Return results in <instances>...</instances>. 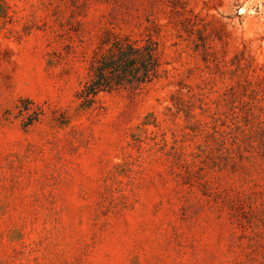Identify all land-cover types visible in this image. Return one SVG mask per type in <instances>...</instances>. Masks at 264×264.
Instances as JSON below:
<instances>
[{
    "label": "rangeland",
    "instance_id": "rangeland-1",
    "mask_svg": "<svg viewBox=\"0 0 264 264\" xmlns=\"http://www.w3.org/2000/svg\"><path fill=\"white\" fill-rule=\"evenodd\" d=\"M0 264H264V0H0Z\"/></svg>",
    "mask_w": 264,
    "mask_h": 264
},
{
    "label": "trees",
    "instance_id": "trees-1",
    "mask_svg": "<svg viewBox=\"0 0 264 264\" xmlns=\"http://www.w3.org/2000/svg\"><path fill=\"white\" fill-rule=\"evenodd\" d=\"M91 89L95 91V90H96V87H95V86H92ZM88 93H89V92H88Z\"/></svg>",
    "mask_w": 264,
    "mask_h": 264
}]
</instances>
